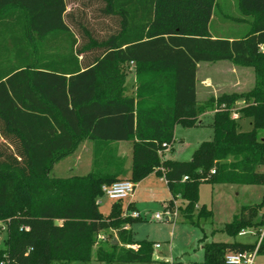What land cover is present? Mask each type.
I'll use <instances>...</instances> for the list:
<instances>
[{"label": "trees", "instance_id": "1", "mask_svg": "<svg viewBox=\"0 0 264 264\" xmlns=\"http://www.w3.org/2000/svg\"><path fill=\"white\" fill-rule=\"evenodd\" d=\"M100 1L96 11L117 22L104 39L92 38L66 0H0V223L7 230L0 264L154 262V244L135 241L128 228L142 220L130 216L133 204L126 216L121 204L106 218L99 211L102 187L127 172L113 147L119 142H132L131 182L163 177L171 196L166 208L186 202L181 215L195 227L213 216L199 206L201 185L264 187V0H240L242 12L255 19L251 32L236 39L211 35L216 0ZM73 26L82 45L74 39L61 55L37 47L60 35L73 38ZM223 61L254 67V88L198 105V65ZM129 64L138 82L131 96ZM239 101L244 105L234 112ZM210 109L213 139L189 161L163 160L159 153L172 149L176 126H198ZM244 118L251 119L249 131L241 129ZM84 141L94 149L89 172L52 176L55 164ZM263 208L264 195L260 204L242 206L223 231L232 238L249 228L260 233ZM110 231L116 237L100 238ZM206 239L199 240L205 264H225L226 254L252 251L257 243Z\"/></svg>", "mask_w": 264, "mask_h": 264}, {"label": "rangeland", "instance_id": "2", "mask_svg": "<svg viewBox=\"0 0 264 264\" xmlns=\"http://www.w3.org/2000/svg\"><path fill=\"white\" fill-rule=\"evenodd\" d=\"M68 12L76 19H81L84 25L88 26L92 38L104 39L112 31L117 30V22H112L110 17H102L96 10L103 7L100 0H66ZM254 17L246 16L240 8V0H216L215 12L210 23L209 30L216 38L236 39L248 35L252 30ZM73 38L71 36L60 35L51 42L37 44V47L45 55L63 54L72 44L74 39L77 45H82L80 33L76 26L72 27ZM35 46V45H34ZM36 47V46H35ZM125 74V94L134 95L137 91V67L129 64L124 68ZM148 75V74H146ZM212 79V85L205 84V77ZM256 82L254 67H247L234 64L233 62H216L205 64L200 67L198 79V105H207L211 99H217L224 93L245 94L252 90ZM243 102L236 103L234 112L243 106ZM217 104L213 106L216 107ZM199 122L195 127L185 128L177 125L175 128V142L171 150L166 152L161 158L163 160L189 161L193 153L203 142L211 141L214 136L212 128L213 109L206 110L200 115ZM242 131L251 129V119L240 120ZM264 136V134H263ZM85 142V141H84ZM132 144V142H130ZM80 144L74 153L75 156L58 164L63 168V172L55 170L52 176L68 177L86 174L90 164L89 148ZM118 153L117 144L113 145ZM126 151V148H124ZM94 151V149H93ZM81 157V160L79 158ZM125 161L124 170L126 174L119 181H131L130 170L132 162ZM264 187L262 185H210L203 184L199 189V205H205L213 213L212 218L201 220L200 226L191 225L182 217L181 211L185 208L186 202L181 199L172 201V207L166 208V202L170 199V193L163 177L151 174L136 184L132 197L123 201L110 200L101 197L99 211L103 217H109L115 204H121L125 211L133 202L136 210L140 213L141 221L134 223L132 229L135 241H149L159 248H154L153 260L151 264H205L202 244L199 240L203 235L207 236L206 242H232L255 243L259 236L258 228L246 229V235H238L235 238L228 236L224 231V226L231 223L238 214L240 208L246 205L260 204L263 200ZM166 208V209H165ZM166 211H170L173 217L166 220ZM264 212V208H263ZM156 214L163 215L162 220H155ZM113 236V237H112ZM116 236L115 232L102 234L107 240ZM7 230L6 226L0 223V250L6 248ZM95 258V252L93 254ZM260 263H264V257L259 258ZM59 264V263H54ZM70 264H82L73 262ZM90 264H102L91 262ZM143 264V263H133Z\"/></svg>", "mask_w": 264, "mask_h": 264}, {"label": "built area", "instance_id": "3", "mask_svg": "<svg viewBox=\"0 0 264 264\" xmlns=\"http://www.w3.org/2000/svg\"><path fill=\"white\" fill-rule=\"evenodd\" d=\"M260 51L264 52V45L260 46ZM238 114L233 113V118H237ZM166 152H160L159 155L162 157ZM264 169V168H263ZM215 171H212V174H214ZM187 178L185 177L184 180ZM135 184L131 181H118L113 183L109 186H103L102 192L104 197L110 199V200H116V201H123L127 198H130L133 196L135 191ZM123 216H126V210L123 214ZM130 216L133 218L140 217V214L136 211H133L130 213ZM166 220L169 221V217H173V214L170 211H166ZM155 220H162L163 215L156 214L154 217ZM127 228V227H126ZM247 232L242 231L239 235L244 236ZM264 236V227L262 228L255 248L252 251H245L241 253H228L225 256V264H262L259 262V246ZM116 237V236H115ZM101 239H104V237L100 236ZM160 246L158 244L154 245V248H159Z\"/></svg>", "mask_w": 264, "mask_h": 264}, {"label": "crops", "instance_id": "4", "mask_svg": "<svg viewBox=\"0 0 264 264\" xmlns=\"http://www.w3.org/2000/svg\"><path fill=\"white\" fill-rule=\"evenodd\" d=\"M67 8H68V6H67ZM67 11H68V9H67ZM17 19H20V16H19V14H18V17H17ZM211 33V32H210ZM212 35V34H211ZM213 36V35H212ZM214 37V36H213ZM205 64H213V63H200L199 65H198V74H197V81H198V79H199V71H200V67L202 66V65H205ZM204 83L205 84H207V85H209V84H211L212 85V79H211V77H209V76H206L205 77V80H204ZM131 96V95H130ZM197 96H198V85H197ZM82 145L81 146H83V147H88L89 148V159H90V164H89V166H88V170L86 171V173H88L89 172V170L91 169V166H92V163H93V143L92 142H90V141H85V142H82L81 143ZM117 148H118V156L119 157H123V158H125V159H127V161H129L130 160V163L132 162V144L130 143V142H119V143H117ZM124 148H126V151L124 150ZM73 156H75V154H73L72 156H69V157H67V158H65L64 160H62V161H60V162H58L57 164H55V166L53 167V172L55 171V170H60V172H63V168H61V167H58V169H56V167H57V165L58 164H61L63 161H65V160H67V159H69V158H72ZM77 158H79V160L78 161H80L81 160V157H77ZM132 164V163H131ZM84 175V174H83ZM135 187H136V184H135ZM171 198V196L168 198V199H170ZM131 204H133L134 205V203L132 202ZM166 205H167V202H166ZM200 206V205H199ZM134 208H135V206H134ZM135 211L136 212H138V210H136V208H135ZM139 213V212H138ZM140 214V213H139Z\"/></svg>", "mask_w": 264, "mask_h": 264}]
</instances>
